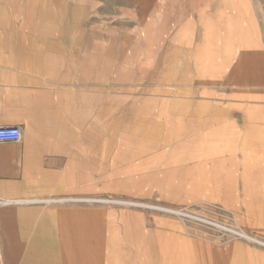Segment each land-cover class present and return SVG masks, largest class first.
Listing matches in <instances>:
<instances>
[{
	"label": "rangeland",
	"instance_id": "1",
	"mask_svg": "<svg viewBox=\"0 0 264 264\" xmlns=\"http://www.w3.org/2000/svg\"><path fill=\"white\" fill-rule=\"evenodd\" d=\"M156 1V5L151 6L150 0H21L31 13L32 8L36 9L37 17H41L43 8L59 9V21L51 22L52 26H43L51 31L27 34L28 49L33 39L40 50L43 48L52 53H62L54 77L68 87L45 92V99L50 97L56 106H63L65 117L73 125L84 128L83 136L76 131L75 135L62 142V146L72 152H78L82 145L85 146V156L80 158V163L76 161L75 181L83 187V192L76 196L86 199L74 203L90 211L107 212V216L116 217L110 221H121L119 228L113 226L116 230L112 228L108 231L120 234L126 240L122 244V252L126 255L124 260L127 264H150V246L141 243L142 237L132 245L127 237V233L131 236L130 228L139 234H149L150 229L155 227L183 230L189 239L200 238L204 242L218 243H255L234 235V229L254 237H264V163L259 164L262 154H255L257 151L254 148L258 139H264V0ZM11 3V0H0L1 15L9 14ZM177 10L182 24L175 31L165 29V38L168 32L176 38L175 44L179 45V40L191 32L194 51L201 54L208 47L209 27L224 28L227 38L223 41L226 43L222 41L217 48L214 54L217 61L222 64L229 57L231 65L236 62V55H227V48L231 46L232 51L244 52L249 64L256 58L261 64L260 75L251 72L243 74L241 69L234 72L228 68L226 74L215 71L183 84L167 85L151 79L153 58L149 53H141L148 49L144 45L136 47L137 52L134 51V41L145 33L141 22L143 14L146 12L150 22L151 12L173 14ZM62 28L68 31L61 33ZM151 32L155 39L156 29ZM146 37L150 48H155L158 40L156 37L155 42L153 38L150 41V26ZM0 42V52H3L17 50V44L19 46L21 41L17 42V38L11 36ZM123 47L126 51H120ZM23 52L48 54L39 50ZM29 61L31 65L39 63L37 59ZM3 62L15 67L13 77H18L20 61L4 59ZM63 63H69L73 69L70 66L62 68L60 65ZM78 67H81V73H77ZM140 70L147 71L142 73ZM118 73L122 75L116 79ZM11 74L4 77L9 78ZM38 87L40 94H43L45 84L39 82ZM174 102L184 103L190 108L199 107L198 112L205 107V110L224 111L225 114L219 117L224 120L219 122L221 125L231 124L240 131L250 127L254 138L244 154L234 155V175L225 169L227 165L207 164L204 152L201 155L199 148L191 146L192 141L198 144L205 141L203 134L190 136L180 132L179 127L187 123L193 127L204 125L205 122L198 118L182 124L178 120L182 119L180 116H173L172 119L161 116L159 120L166 123L174 135L165 132L161 140L152 136L149 121L154 117L150 104L169 106ZM131 103H136L138 108L128 110ZM123 111L126 113L122 114ZM112 114L114 117H111ZM102 118L109 121L108 124ZM61 119L64 120V116ZM110 125L118 127L116 135L110 131ZM262 144L264 147V142ZM130 169L136 170L135 175ZM90 199L113 200L116 203H87ZM130 202L171 208L187 216L130 205ZM131 215L135 218L126 219ZM124 222L129 225L133 222L132 227L130 225L128 228ZM102 235L103 231L92 235L95 241L86 245L88 248L84 252L99 256L95 264L102 262L100 256L104 245L99 240ZM11 262L14 264L15 260Z\"/></svg>",
	"mask_w": 264,
	"mask_h": 264
},
{
	"label": "crops",
	"instance_id": "2",
	"mask_svg": "<svg viewBox=\"0 0 264 264\" xmlns=\"http://www.w3.org/2000/svg\"><path fill=\"white\" fill-rule=\"evenodd\" d=\"M61 55L18 50L0 52V127L18 126L22 131L20 142L0 143L2 264H11L12 259L16 264H95L99 256L83 252L95 241L91 236L100 234L96 232V219L116 218L107 216V212L76 206L71 201L83 192L81 183L75 181V170L76 161L80 163V158L85 156V146L72 152L62 142L76 131L83 136L84 128L73 125L65 117L63 106H56L50 97L45 99V92L68 87L54 77ZM4 59L20 61L18 77H13L16 68L6 65ZM28 59H37L39 63L31 65ZM10 73L11 77H4ZM77 73H81V67ZM39 82L45 84L43 94H40ZM133 218L131 215L126 219ZM120 225L121 221L115 220L102 230L101 264H127L122 252L125 240L120 234L108 231ZM134 232L129 235L132 245L137 242ZM148 236L150 264H264V245L257 243L192 240L183 230L163 227L151 228ZM256 238L264 242V237Z\"/></svg>",
	"mask_w": 264,
	"mask_h": 264
},
{
	"label": "bare ground",
	"instance_id": "3",
	"mask_svg": "<svg viewBox=\"0 0 264 264\" xmlns=\"http://www.w3.org/2000/svg\"><path fill=\"white\" fill-rule=\"evenodd\" d=\"M11 1H12V3L10 5L9 14L6 13L4 16L0 14V40H4L5 38L12 36L14 38H17V42L19 40L21 41L19 46L17 44V50H19V51H26V50L37 51V50H39L41 52L52 53V52H49L48 50L43 49V48L40 50L38 47L35 46V44H34L35 40H33V39L31 40L32 45H31L30 49H28L29 40L27 38V34L36 33L38 31L41 33L44 31L45 32L51 31V29L44 28L43 26H52L53 24H51V22L59 21V19H58L59 18V15H58L59 9L57 7L43 8L41 10L42 11L41 17H37V15L35 13L36 9L32 8V10L36 16L35 17L34 14H32L33 12L31 13L29 10H27L26 6L24 7L23 2H21V0H11ZM156 3H157L156 0H150L151 6L156 5ZM8 8H9V6H8ZM26 11H28L29 13H27ZM145 13L143 14V17H144L143 21H141V20L140 21L143 22V27L145 29L146 34L144 33V36L140 35L139 38L134 41V47H135L134 51H136V47H138V46L139 47L144 46V45L146 46V48L148 50L142 51L140 49V51H142L141 53H149L151 55V57L153 58L152 65L150 68V73L152 76L150 75V77H151V79H154L158 83H164L167 85H169L170 83H174V84L175 83L176 84L177 83L183 84L184 82L188 83V82L196 80L198 76H201V75L202 76H208L209 74H213L215 71H220V73L226 74L227 73L226 69H228V68L230 69V71H234V72L241 69V72L243 74H248L251 72L256 76L260 75V73H261L260 62H258L255 58V60L249 64L248 56L244 52H241V51H238V52L232 51L231 46L229 48H227L228 49L227 55L228 56H230L232 54L236 55V62L233 65H231L229 62L230 60H228V59H230L229 57H227V59H224L222 64H220L217 61L214 54L217 51V48H219L220 45L222 44V41L227 38V31H225L224 28L223 29L222 28L221 29H213L210 26L209 31H208V35H209L210 39L208 41L207 49H203L201 54H196V52L194 51V48H193V35L191 32H187V34L179 40V42H178L179 45L175 44L176 38L173 37L171 34H168V32H166L167 33L166 38L164 37V30L165 29L171 28L173 31H175V29L176 28L179 29L180 25L182 24V19L180 18V16H178V10L174 11L173 14H171L170 12L167 14H164L161 11H159L158 14H153L151 12L152 21L150 20V22L148 21ZM29 14H32V15L29 17ZM158 22H160L161 24L158 25ZM47 23H49V24H47ZM171 23H174V25L172 26ZM44 24H47V25H44ZM149 26H150V41L152 40V38L154 36L151 31L153 29H156V31H157L155 39L153 38L154 42L156 41V37L158 40V42H155V44L153 43L156 46L155 48L153 46H151V48H150V45L147 42L146 35H147V29ZM67 31H68L67 28L60 29L61 33H65ZM88 34H89V32H88ZM80 35H82V34H80ZM89 37H91V36H89ZM93 37H95V36L93 35ZM119 41H121V40H119ZM161 41H164L165 43L161 44L160 43ZM219 41H220V44H219ZM223 42L226 43V41H223ZM107 46H109V45H107ZM110 50H112V49H110ZM123 50L126 51V48L125 47L120 48V51H123ZM110 53H112V52H110ZM114 58H116V57H114ZM231 63H232V60H231ZM70 64H71V62H70ZM224 65H225V67H224ZM60 66H62V68H64L65 66L68 67L70 65H69V63H66V64L63 63ZM70 67H72V66H70ZM140 71L142 73H144V71H147V70H144V71L140 70ZM121 75H122L121 73H118L116 75V79L121 78ZM226 78H227V76H226ZM116 79H114V81ZM173 93L174 92H172V94ZM185 96H188V95H185ZM104 97H105V94H104ZM104 97H102V100H104ZM181 99H183V98H181ZM183 104L184 103H177V102H174L173 104H170L169 106H165L164 104H161V103H154V104L152 103V105L150 104V112L152 113V115L154 117L153 120L149 121L150 122V124H149L150 129L149 130H150V133L152 134V136H154L156 140H161L164 137L165 132H167L169 135H174V132L170 131V129L167 128V124L164 123L163 121L159 120V118L161 116L165 117V118H171V119L173 118V116H176V115L180 116L182 119L178 118V120L182 124H184L183 122L187 123V122H191V121H196L198 118V119H200V121H204L205 124L200 126V127H193L192 124L187 123V125H182L179 127L180 132L188 133V134H190V136H197V135L203 134L204 135L203 140L205 139V141H201L200 144L195 143V141H192V142H190L191 146H194V149L199 148L201 151V155H203L202 151L204 152V154L206 155L207 164L213 163L214 165L216 164V166L225 165V167L227 165V167L225 169L229 170L230 174L231 173L233 174L232 171H233V166L235 163L234 161L236 160V158L234 159V155L235 154H244L245 149L246 150L249 149L248 146L254 138V137H252L254 134L250 133V131H251L250 127H248V128L244 127L243 131H240L238 128H235L231 124L230 125H221L219 122H224V120H221V118H219V117L223 116L225 114L224 111H219L218 109L205 110L207 107L204 106L205 111L202 109L203 110L202 112H198L197 109L199 107L197 109H195V108L186 107ZM136 108H138L137 104L131 103L128 110H130V109L133 110ZM125 110H127V109H125ZM110 111H112V110H110ZM105 112L106 111L104 108L103 109V117H105ZM124 113H126V112L123 111L122 114H124ZM107 116H108V113H107ZM111 117H114L113 114L111 115ZM142 118L143 117H141V119ZM100 120H101V118H100ZM180 120H183V121H180ZM102 121L107 122V120H105V118L104 119L102 118ZM115 121L113 120L112 122H115ZM108 122L106 124H108ZM110 123H111V121H110ZM125 127H127V126H125ZM138 128H136V129H138ZM110 131L113 132V135L114 134L116 135V133H118L119 129L116 125H113L110 127ZM146 133H145V135H147ZM263 142H264V139L263 140L258 139L257 140V146L254 147L255 150L257 151V152H255V154H259V153L262 154V156H261L262 159H261V161H259L260 165L264 163V147L262 146ZM188 147H190V146L188 145ZM222 155H225L226 157H222ZM215 156H218V157H215ZM263 167H264V165H262V168ZM130 171H132V172L134 171V175H135L136 170L130 169ZM84 199H86V198L77 197V198H73L71 201L72 202H84L85 201ZM51 202H53V201H51ZM86 202L87 203H92V202L93 203H104V204L105 203H116L113 200L111 202H109L108 200H97V199H90ZM3 203H5V202L3 201ZM16 205H18V204H16ZM130 205H135V206L145 207V208L151 207L154 209H158V210L161 209V210H165V211L175 213L178 215L187 216V214H185L184 212L177 211V210H174L171 208L163 209L161 207H157V206H153V205L150 206L149 204H142V203L133 204L131 202H130ZM96 222L98 223V226L96 228V230H98V231H96V232H100L102 230H105V228L107 226H109V222H113V221L96 219ZM124 225L125 226L127 225L128 228L130 227L128 222H126V224L124 222ZM125 226H123V227H125ZM133 230L134 229H132L131 234L133 233V235H134ZM62 231H64V230H62ZM232 231H233L232 233H234V235H236L242 239H246L248 241H252V242H255L257 244L264 245L263 241L257 239L254 236L249 235L248 233H246L242 230H235L234 229ZM128 232H130V230H128ZM139 233L140 232H138V231L136 233V236L138 237L137 239H139L141 237L144 239L147 235H149V234H145V233H141V234H139ZM63 234H64V232H63ZM129 235H130V233H127V237H129ZM65 238H66V236H65ZM67 238L69 239V237H67ZM68 239H67V241H68ZM143 239L140 240L143 245H147V246L150 245V237L149 236H147L144 240ZM63 242H65V241H63ZM22 252H23V250H22ZM197 253H198V251H197ZM83 254H84V252H83ZM83 254H82V256H83ZM69 255H70V253H69ZM21 256H22V254H21ZM0 260H2V263H3V257H2L1 252H0ZM68 261H70V260H68ZM197 261H199V258ZM207 263H209V262H207ZM15 264H16V262H15Z\"/></svg>",
	"mask_w": 264,
	"mask_h": 264
},
{
	"label": "built area",
	"instance_id": "4",
	"mask_svg": "<svg viewBox=\"0 0 264 264\" xmlns=\"http://www.w3.org/2000/svg\"><path fill=\"white\" fill-rule=\"evenodd\" d=\"M21 139H22V131L20 127L18 126L0 127V143L20 142Z\"/></svg>",
	"mask_w": 264,
	"mask_h": 264
}]
</instances>
